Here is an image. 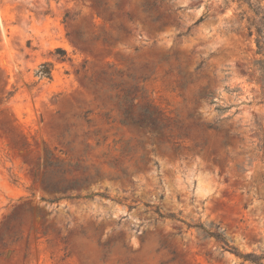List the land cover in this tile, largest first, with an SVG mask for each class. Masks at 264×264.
Returning <instances> with one entry per match:
<instances>
[{"label": "rangeland", "instance_id": "rangeland-1", "mask_svg": "<svg viewBox=\"0 0 264 264\" xmlns=\"http://www.w3.org/2000/svg\"><path fill=\"white\" fill-rule=\"evenodd\" d=\"M114 1L108 19L90 0H0V264H253L264 0ZM135 84L133 112L149 102L164 129L119 121Z\"/></svg>", "mask_w": 264, "mask_h": 264}, {"label": "trees", "instance_id": "trees-1", "mask_svg": "<svg viewBox=\"0 0 264 264\" xmlns=\"http://www.w3.org/2000/svg\"><path fill=\"white\" fill-rule=\"evenodd\" d=\"M91 5L95 8H97V16H103L108 17V19H112L114 15V11L111 9V6L109 4V0H90ZM122 0H115L114 6L116 7L117 11H120V3ZM162 0H153L151 4H143L142 9L144 12H150L152 10H156L157 6H160V2ZM125 15L129 16L128 13H125ZM71 18V14L69 12H65L63 15V22H66L68 19ZM161 14L159 13L156 16H151L150 21L151 22H157L160 21ZM123 31H126L123 26L120 28ZM98 37H95V39ZM115 38L109 35L108 37L102 38L103 44H110ZM57 52L62 53L63 55L59 58L61 60H64L65 51L61 49H57ZM46 67H49V70H47L45 73L38 71L37 74L40 76H43V74H46V77H50V64H45ZM138 89V85L135 84L131 88L124 89L122 88L123 92L122 94L117 95V108L120 112V119L119 121L121 123H131L133 125H137L139 127H143L145 129L154 128L155 130H162L166 126V118L164 116H159V112L157 109L150 104L149 102H146L144 104L138 105L136 112H133V102L135 100L134 92ZM211 92H206L203 94L204 97L209 98L211 97ZM210 103H213V100L210 99ZM220 109V108H216ZM46 165L50 166L52 165V162L49 161V155L46 153ZM64 173V171L62 172ZM81 180H85V178L82 179H59V180H52L47 179L45 180L46 186L50 189H62L66 190L69 187H74L79 184ZM94 195H101V194H87L85 197H92ZM70 197V196H67ZM78 197V196H77ZM60 199V198H57ZM57 199L53 200L56 201ZM171 217H174L173 215H169ZM197 228H200L204 234L205 237H213L215 240L222 245L227 247V243L221 234V232L218 231H210L204 229L201 225H197ZM233 249V248H231ZM244 260L249 261L253 264H263L262 260L264 258V255L262 254H253V253H247L245 255H240Z\"/></svg>", "mask_w": 264, "mask_h": 264}, {"label": "bare ground", "instance_id": "bare-ground-1", "mask_svg": "<svg viewBox=\"0 0 264 264\" xmlns=\"http://www.w3.org/2000/svg\"><path fill=\"white\" fill-rule=\"evenodd\" d=\"M204 173V172H203Z\"/></svg>", "mask_w": 264, "mask_h": 264}]
</instances>
